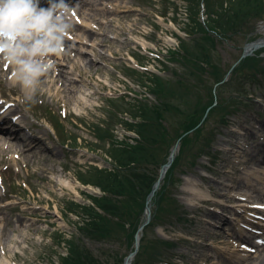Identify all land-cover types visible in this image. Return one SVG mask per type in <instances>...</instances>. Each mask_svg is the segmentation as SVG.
<instances>
[{"label": "rangeland", "instance_id": "rangeland-1", "mask_svg": "<svg viewBox=\"0 0 264 264\" xmlns=\"http://www.w3.org/2000/svg\"><path fill=\"white\" fill-rule=\"evenodd\" d=\"M110 1L106 5L110 4L111 9L104 5L102 13L93 12L90 7L84 10L90 16L95 13L97 24L88 23L97 33L107 37L106 47L95 48L92 57L84 55L83 58L87 56L89 60H97L92 70L84 59L76 60L75 64L65 62L66 76L77 80L71 85L65 82L66 99L54 89L57 85L37 80V91H25L20 77L12 81L13 70L8 75L0 72V93L18 102V109L15 110L22 115L32 135L42 138L39 148L19 160L18 164L12 163L11 170L3 172L6 165L0 167V177L6 182V186L0 188V199L4 197V209L0 210V264H59L58 256L67 254L66 247L57 249L53 242L58 230L70 236L80 235L77 217L73 214L69 218L64 216L66 201L88 202L85 193L100 194L98 189L84 187L78 181L77 173L80 167L88 164L110 167L105 161L108 158L105 148L108 149L109 144L98 138V126L113 127L120 138L132 134L109 114V99L126 95L133 99L147 97L150 103H156V98L141 87L143 84L139 81L138 71L172 79V82L184 77L190 85L184 99L194 103L197 92L207 98L211 91L213 95L217 94L213 99L226 103L231 113L227 118L230 123L223 129L218 124L219 112L207 120L201 138L204 135L208 137L212 131L216 135V139L213 136V149L206 150L211 157L198 159L201 152L197 148L202 141L188 144L181 154L175 174L179 183L171 186L170 191L178 198L183 216L190 222L179 224L173 221L158 225L148 231V240L159 238L178 242L177 248L169 251L173 264H248L256 256L255 250L260 249V244L243 247L247 243L243 245L244 241L237 238L236 232L252 237V243L264 241V209L252 208V205H264V83L255 84L252 76L257 67L254 65L235 69L246 58L249 44L264 43V20L255 24V32L246 27L219 43V56L214 57V63L225 73L224 81L217 84L210 69L205 74L209 83L197 82L196 87L195 78L190 75L187 66L182 61L173 60L172 56L173 51L178 49L177 37L186 38L184 27L188 23L189 2L176 0L168 17H161L159 15L166 10L164 0ZM117 10L135 11L115 14ZM103 18L108 20L100 29V19ZM47 33L48 36L41 39L42 43L37 46L39 50L53 48L56 36ZM103 39L104 36L95 35L98 45ZM75 46L70 43L68 48ZM140 52L147 56L138 60L136 57ZM100 54L104 58L99 57ZM70 55L74 56V53ZM249 55L254 56L258 70L262 71L264 44ZM132 56L137 60L134 61ZM17 57L16 53L6 57L0 55V64L12 68ZM47 58L53 63L54 57L47 54L44 59ZM32 60L35 61L34 58ZM127 64H133L138 71L129 70ZM53 77L54 74L51 79ZM258 77L263 78L260 74ZM26 78L31 80L30 75ZM73 85L76 89L74 100L68 93ZM221 85L223 87L219 89ZM180 91L183 89L180 88ZM239 93L246 95L244 101L238 98ZM184 99L181 98V101ZM116 104L121 108L128 107L125 102ZM236 108L239 110L236 116H232ZM170 122L168 126L172 127L178 121L170 117ZM37 126L42 128L40 132L35 130ZM193 132L188 134L193 137ZM34 140L31 138L27 143ZM91 147L100 150L93 151ZM175 147L177 157L181 141ZM47 150L48 154L44 152ZM10 156L0 154V163L5 164ZM161 169V166L154 167L160 177ZM64 181L71 182L72 187L65 186ZM154 207L151 203V215ZM216 211L219 217L214 216ZM83 244L99 257L116 247L85 238ZM132 249L126 243L121 246L120 255L128 254ZM166 257L169 259L168 255Z\"/></svg>", "mask_w": 264, "mask_h": 264}, {"label": "trees", "instance_id": "trees-1", "mask_svg": "<svg viewBox=\"0 0 264 264\" xmlns=\"http://www.w3.org/2000/svg\"><path fill=\"white\" fill-rule=\"evenodd\" d=\"M182 1L190 3L187 8L188 23L184 28L187 37L186 39L179 37L180 49L173 51V60L182 61L187 66L190 75L195 78V86L197 82L209 83V78L205 74L210 69L219 84L225 75L214 63V57L219 56L217 53L219 43L246 27L250 28V32H255V24L264 20V0ZM203 6L206 10V24L201 22ZM252 65L257 67L252 77L255 84H259L258 75H264V69L258 70L254 57L241 61L235 70ZM138 73L144 88L156 97L157 104H151L144 98H131L128 101V96L111 100V105L115 109V111L111 110L113 116L118 119V122L124 123L129 130L138 132L141 142L136 146H130L126 141L120 143L112 132V127L98 126V138L109 144L105 152L113 160L112 169H100L90 165L78 171L77 178L82 184L100 188L103 195L85 193L90 203L66 201L64 215L67 218L71 214L77 217L76 223L80 235L69 238L63 231L55 232L54 246L57 249L62 247L68 249L67 255H59V264L124 263L128 254L120 255V248L126 243L130 248L134 245L138 229L145 222L147 200L159 177L154 167H162L166 164L171 149L179 140H181L180 155L176 157L161 188L152 199L155 207L152 209L151 222L144 228L140 250L133 264H164L166 255L177 244L161 239L148 240V231L173 221L180 224L188 222V219L183 216L178 200L170 191V187L177 183L175 174L180 165L181 154L188 144L202 141L203 143L197 148L198 152H201L198 159L207 156L209 152L206 150L211 147L210 144L216 137L212 131L209 132L208 137L204 135L201 138V134L207 127V120L219 112L222 117L218 116V124L223 126L228 123L225 118L231 114L230 110L226 103H218L219 101L214 100L217 95H213L210 89L207 90L210 91L207 98L197 92L194 103L184 99L186 92L190 89L184 77L172 82V79H165L158 75L139 71ZM222 87L223 85L219 89ZM180 88L183 91H180ZM245 96V94H238L240 101H244ZM181 98L184 100L181 101ZM116 102H125L128 107L123 109ZM170 117H175L178 121L172 127L168 126L171 125ZM201 123L203 124L199 127ZM193 130L194 135L192 134L193 137H191L188 133ZM84 238L96 242H107L116 247L108 249L102 257H99L83 244Z\"/></svg>", "mask_w": 264, "mask_h": 264}, {"label": "bare ground", "instance_id": "bare-ground-1", "mask_svg": "<svg viewBox=\"0 0 264 264\" xmlns=\"http://www.w3.org/2000/svg\"><path fill=\"white\" fill-rule=\"evenodd\" d=\"M111 2L110 0H78L75 2V4L73 5V7L69 8V10L74 9L75 7L81 5L82 8H84L87 11V8L90 7V10H92L93 12H103L104 8H101L102 6L106 5L107 3ZM109 9H111V5L108 4L106 5ZM106 7V8H107ZM135 10H117L115 12V14H121V13H128L131 14L133 13ZM106 13L110 14V12L108 10H105ZM80 15L83 16L81 17V21L83 23L87 22H93L95 24H97V17L94 14H92L91 16L89 14H87L85 11H83V9H80ZM51 19H54V23H57L58 25H63L62 22L59 21L58 17H54L52 16ZM84 19V20H83ZM96 19V20H95ZM86 20V21H85ZM106 18L100 19L101 24L99 27L100 29H102V25L107 23ZM48 21V20H47ZM46 22L42 21L41 17L36 16L35 13H33L32 9L30 11L29 14L21 17L20 25L17 26V34L19 37L21 35H23V38L28 37V40H36L37 36L40 34V30L39 28H44L46 27ZM69 29H70V34L69 35H73L75 34V46L74 48H68V44L70 42H68V39H63L61 40V42H55L54 45V49L50 50V55L52 57H54L53 59V63H51V61H47L49 60V58H47L46 60L44 59V57L41 54H37L34 57V60H29L28 56H24L26 55L28 52H22L21 55H19V57L17 58V60L14 62L13 67H7V66H0V72H2L4 75H8L11 73L12 70L15 69V74L12 75V81H17L20 79V82L23 83V89L25 91H32L38 90V87H36V83L37 80H44L45 83H52L55 86V90L57 89V93L59 94H63L65 99L66 97V86H65V82H68L69 85L71 84H75V82L77 81L76 79H70L69 77L66 76L65 72L66 71V66L64 65L65 62L67 64L72 63L75 64L76 60H86L88 61V64L90 65V69L93 68L96 63L97 60L91 59L89 60L86 56V58H83L84 55H89L92 57V51H94L95 48L99 47H106L105 43H106V39L107 37L103 34V33H97L94 30V27L89 23L88 25H80L77 22H75L73 20V22L69 25ZM104 26V25H103ZM2 28H0L1 30ZM4 33V32H3ZM89 33V34H88ZM59 34V33H57ZM95 35H101L104 36L103 42L100 43L98 45V43L95 40ZM1 36V35H0ZM5 36V35H3ZM7 37V36H6ZM22 38V37H20ZM9 39V38H8ZM29 44V43H28ZM27 44V47H29V45ZM145 44V43H144ZM146 45V44H145ZM262 44L257 43V44H250L247 47V52H253L254 50L258 49L261 47ZM65 47V48H64ZM87 48V50L85 49ZM35 49V48H34ZM102 48H100L101 50ZM74 53V56L69 54ZM29 54H34L31 52H29ZM99 57L104 58V56H102L101 54L99 55ZM59 60V61H58ZM58 61V62H56ZM63 61V62H60ZM76 66V65H75ZM19 70V74L17 73ZM92 70V69H91ZM90 70V71H91ZM54 74V77L51 79V76ZM31 76V80H28V76ZM64 78V79H62ZM24 80V81H23ZM74 85L73 87L68 89V93L70 94V98L72 100L75 99V94H76V89H74ZM4 95L0 93V99L3 97ZM83 98V97H82ZM9 110L7 113H5V115H8ZM2 118V117H0ZM2 129V128H1ZM25 133H27L26 130H24ZM42 141L40 140H34V141H30V143L28 144L27 141H25L24 139H22L19 136H16L14 133L8 132V131H3L0 130V154H11L10 158L6 161V163H0V167L6 165V168L3 170V172H5L6 170L9 171L12 169V163H16L18 164V161L21 159H24L26 156L28 157V155H30L32 152H34L35 150H37L40 146L39 143H41ZM46 154H48V150L44 151ZM176 153V152H175ZM174 153V155H175ZM2 185V182H0ZM65 186L71 188L72 184L71 182H67L64 181L63 182ZM1 198L3 199L4 197L1 196ZM2 199H0V210H3L4 207L2 205ZM238 206H245V205H238ZM254 208V207H253ZM256 208V207H255ZM214 216H218L219 214L218 212H214L213 213ZM237 238H239L242 242L245 241V238L243 236V234H236ZM141 239V235L139 234V241ZM247 241H250V238L247 237ZM245 243V242H243ZM248 243V242H247ZM245 246V245H244ZM260 249L256 250L255 253L256 256L254 257V259L251 260V262H249L248 264H264V243H262L259 246ZM243 250H247L246 248H244ZM249 250V249H248ZM133 258L129 259V262H132ZM129 264V263H128Z\"/></svg>", "mask_w": 264, "mask_h": 264}, {"label": "clouds", "instance_id": "clouds-1", "mask_svg": "<svg viewBox=\"0 0 264 264\" xmlns=\"http://www.w3.org/2000/svg\"><path fill=\"white\" fill-rule=\"evenodd\" d=\"M31 6L26 0H0V21L5 26L29 14Z\"/></svg>", "mask_w": 264, "mask_h": 264}, {"label": "water", "instance_id": "water-1", "mask_svg": "<svg viewBox=\"0 0 264 264\" xmlns=\"http://www.w3.org/2000/svg\"><path fill=\"white\" fill-rule=\"evenodd\" d=\"M246 55H249V54L246 52L245 56H246ZM171 162H172V158H171V160H170V163H168L167 166H165V168L162 170V172H161V178H160V180L158 181V183L156 184V186H155V188H154V191L158 188V186H159V184H160V182H161V179H162L163 176H164L165 170H166V168H168V167L170 166ZM147 210H148V219H150V213H149V212H150V208H148ZM142 229H143V227L141 228V230H142ZM136 243H138V236L136 237ZM137 247H138V244H137ZM135 255H136V252H134L133 254H131V257H134ZM131 257H129V258L126 259L125 264H128V263H129V259H130Z\"/></svg>", "mask_w": 264, "mask_h": 264}, {"label": "snow or ice", "instance_id": "snow-or-ice-1", "mask_svg": "<svg viewBox=\"0 0 264 264\" xmlns=\"http://www.w3.org/2000/svg\"><path fill=\"white\" fill-rule=\"evenodd\" d=\"M26 2H30V0H26ZM0 35H5V33L0 32ZM0 51H3V49L0 48ZM0 111H2V109H0ZM14 119H15V118H14ZM252 207H256V208L264 209V205H260V204L252 205ZM261 243H264V241H261ZM243 247H246V246H243Z\"/></svg>", "mask_w": 264, "mask_h": 264}]
</instances>
